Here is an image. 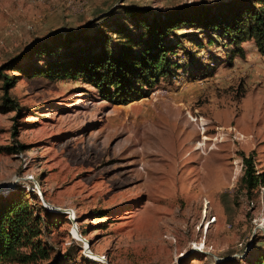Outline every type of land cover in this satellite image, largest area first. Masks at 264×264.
<instances>
[{
	"label": "rangeland",
	"instance_id": "rangeland-1",
	"mask_svg": "<svg viewBox=\"0 0 264 264\" xmlns=\"http://www.w3.org/2000/svg\"><path fill=\"white\" fill-rule=\"evenodd\" d=\"M216 1L0 0V66L37 39L116 10L105 26L122 21L136 34L128 5L168 11ZM179 32L180 67L128 104L82 79L16 71L10 93L21 107L13 108L0 79V194L61 212L47 231L50 259L0 264L264 260V184L252 192L241 184L244 153L264 171V54L247 41L246 57L230 63L229 46L210 43L209 33Z\"/></svg>",
	"mask_w": 264,
	"mask_h": 264
},
{
	"label": "trees",
	"instance_id": "trees-1",
	"mask_svg": "<svg viewBox=\"0 0 264 264\" xmlns=\"http://www.w3.org/2000/svg\"><path fill=\"white\" fill-rule=\"evenodd\" d=\"M127 17L138 29L133 34L125 22L112 30L111 12L91 22L89 27L54 32L37 39L21 54L0 66L3 99L20 108L10 89L20 74L45 75L54 79H82L98 88L103 99L128 104L149 96L164 77L180 67L173 55L183 46V27L209 33L210 43L220 40L229 46L228 60L246 57L245 42H255L264 54V0H219L213 3H185L168 11H153L141 6H125ZM108 29V30H107ZM216 34V35H215ZM116 35V36H115ZM174 37L176 39H174ZM47 57L38 63V57ZM24 59H27L24 62ZM10 71H13L11 73ZM24 144L14 149H22ZM242 187L252 192L264 184L252 154H243ZM11 193V192H10ZM0 194V260L22 263L51 258L52 246L47 231L52 218L61 212L49 211L26 195ZM33 196L32 192H29ZM43 211L45 214H43ZM256 264H264L263 258ZM55 264H70L60 256Z\"/></svg>",
	"mask_w": 264,
	"mask_h": 264
},
{
	"label": "water",
	"instance_id": "water-1",
	"mask_svg": "<svg viewBox=\"0 0 264 264\" xmlns=\"http://www.w3.org/2000/svg\"><path fill=\"white\" fill-rule=\"evenodd\" d=\"M58 210H62V211H64V209H62V208H58ZM85 240H86V239H85ZM89 245H90V243H88V245L85 246L86 249H87V247L90 248Z\"/></svg>",
	"mask_w": 264,
	"mask_h": 264
}]
</instances>
